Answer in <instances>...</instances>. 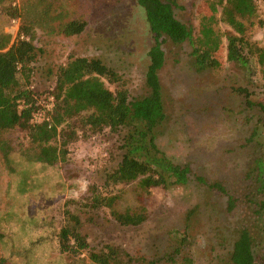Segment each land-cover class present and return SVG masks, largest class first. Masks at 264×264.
Here are the masks:
<instances>
[{
	"label": "rangeland",
	"instance_id": "rangeland-1",
	"mask_svg": "<svg viewBox=\"0 0 264 264\" xmlns=\"http://www.w3.org/2000/svg\"><path fill=\"white\" fill-rule=\"evenodd\" d=\"M176 1V17L192 23L197 33L201 17L213 13L210 3L219 0ZM12 7L23 13L22 19L16 18L18 26L9 16ZM258 11L264 23V2H258ZM221 12L217 5L216 29L225 32L229 27ZM71 20L85 21L86 27L79 35L65 36L62 26ZM21 25L31 27L36 46L32 71L26 79L21 77L33 91L50 90L56 67L74 55L102 60L117 72L131 97L147 94L145 74L153 39L136 0H0V31L14 40ZM222 39L219 70H197L188 42L163 44L165 63L159 78L165 120L157 127L156 145L174 162L190 166V180L141 194L135 184L114 187L120 195L117 208L143 205L148 219L137 227H122L108 209H88L80 215L95 248L115 244L136 264H154L151 261L160 259L164 263L167 253L178 246V259L189 256L195 264H231L240 226L246 223L258 231L246 209L229 212L225 197L196 179L219 181L241 195L251 160L264 157V114L259 107L264 105V82L259 66L255 58L248 67L227 61ZM252 40L264 45V24L254 29ZM106 84L111 90L117 86ZM238 89H247L252 106ZM38 102L42 114L53 107L52 97ZM34 119L42 117L35 114ZM27 145L16 129L0 139V253L5 264H92L61 253L57 234L65 211L80 213L88 186L102 184L105 173L119 161L120 135L106 131L79 140L69 146L66 160L54 165L29 160L20 151Z\"/></svg>",
	"mask_w": 264,
	"mask_h": 264
},
{
	"label": "trees",
	"instance_id": "trees-1",
	"mask_svg": "<svg viewBox=\"0 0 264 264\" xmlns=\"http://www.w3.org/2000/svg\"><path fill=\"white\" fill-rule=\"evenodd\" d=\"M144 9L152 35L148 56L149 65L145 74L148 88L146 95L133 98L122 85L121 78L99 58L71 55L66 63L56 67L53 87L44 92L33 91L21 82L32 71L36 61V46L30 26L21 25L19 33L26 39L0 31V139L11 130H18L27 139V146L20 149L29 160L54 165L64 162L69 146L79 140H89L106 131L120 135L122 154L113 168L105 173L102 184L87 188L85 203L80 204V213L65 211L63 224L57 234L59 251L75 260L88 259L92 264H136L134 257L115 244L91 245L83 230L84 220L80 214L90 210L108 209L111 218L122 227H137L148 219L143 205L117 208L120 195L114 187L136 185V191L151 192L154 188L187 184L192 173L188 164L176 163L156 145L157 127L165 120L162 100V85L159 71L165 63L163 44L185 42L191 45V55L199 71L222 68L220 48L226 40V60L248 67L255 58L264 82V45L252 40L255 28L264 23L258 11V2L264 0H219L212 1L211 14L201 17L195 33L193 24L180 21L175 14L179 4L176 0H136ZM217 5L222 8L221 20L229 27L218 31ZM11 19L21 18L23 13L12 7L8 10ZM86 22L71 20L62 26L65 36L79 35ZM106 83L116 84L111 90ZM250 101L247 89H238ZM53 98V107L40 113L39 99ZM264 114V105L259 104ZM35 114L42 119L36 121ZM10 145V144H9ZM11 146V145H10ZM8 154V153H6ZM199 183L207 185L225 197L227 210H247L248 218L255 223V233L244 223L238 229L229 260L231 264H264V157L253 158L245 173L246 188L241 195L231 192L219 181L209 183L197 176ZM242 205H245L244 208ZM3 233L0 231V239ZM175 246L154 264H195L192 257L182 256ZM6 258L0 253V264Z\"/></svg>",
	"mask_w": 264,
	"mask_h": 264
},
{
	"label": "built area",
	"instance_id": "built-area-1",
	"mask_svg": "<svg viewBox=\"0 0 264 264\" xmlns=\"http://www.w3.org/2000/svg\"><path fill=\"white\" fill-rule=\"evenodd\" d=\"M11 22L14 24V25H19V20L18 19H12ZM17 36L20 38V39H26V37L24 36L23 33H19V29L17 28Z\"/></svg>",
	"mask_w": 264,
	"mask_h": 264
}]
</instances>
